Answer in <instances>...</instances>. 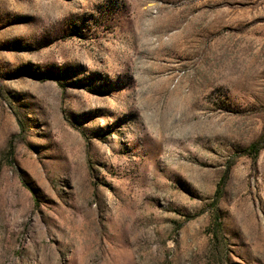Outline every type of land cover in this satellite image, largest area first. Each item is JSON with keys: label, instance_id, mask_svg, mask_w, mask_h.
Wrapping results in <instances>:
<instances>
[{"label": "rangeland", "instance_id": "rangeland-1", "mask_svg": "<svg viewBox=\"0 0 264 264\" xmlns=\"http://www.w3.org/2000/svg\"><path fill=\"white\" fill-rule=\"evenodd\" d=\"M0 264H264V0H0Z\"/></svg>", "mask_w": 264, "mask_h": 264}, {"label": "trees", "instance_id": "trees-1", "mask_svg": "<svg viewBox=\"0 0 264 264\" xmlns=\"http://www.w3.org/2000/svg\"><path fill=\"white\" fill-rule=\"evenodd\" d=\"M262 146L263 145H260L259 142H253L245 149V152L255 155ZM217 198H218V191L215 192V200ZM214 220L217 221L218 219L215 217ZM216 226L219 227L218 222L216 223Z\"/></svg>", "mask_w": 264, "mask_h": 264}]
</instances>
